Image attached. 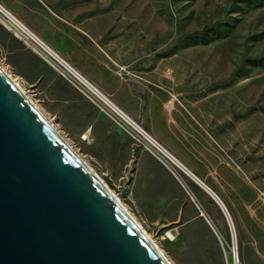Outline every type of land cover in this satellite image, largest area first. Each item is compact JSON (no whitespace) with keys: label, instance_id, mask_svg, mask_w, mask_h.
Segmentation results:
<instances>
[{"label":"rangeland","instance_id":"obj_1","mask_svg":"<svg viewBox=\"0 0 264 264\" xmlns=\"http://www.w3.org/2000/svg\"><path fill=\"white\" fill-rule=\"evenodd\" d=\"M0 4L172 155L144 122L149 112L155 118L164 111L166 117L155 127L157 132L167 131L171 143L190 138L184 131L182 137H174L179 119L189 131L212 141L219 165L247 176V186L229 185L228 178L210 171L229 199L222 198L209 178L204 181L229 210L233 234L217 201L188 177L185 181L201 218L169 222L164 204L155 205L137 186L134 157L145 151L73 86L74 94L66 97L61 84L65 80L49 67L21 65L0 46V67L171 264H235L233 250L237 264H264V67L254 66L264 57V3L0 0ZM217 24L227 25L223 39L207 45L187 40ZM193 158L207 164L201 157ZM187 213L194 217L192 209Z\"/></svg>","mask_w":264,"mask_h":264},{"label":"water","instance_id":"obj_2","mask_svg":"<svg viewBox=\"0 0 264 264\" xmlns=\"http://www.w3.org/2000/svg\"><path fill=\"white\" fill-rule=\"evenodd\" d=\"M0 264H169L1 67Z\"/></svg>","mask_w":264,"mask_h":264},{"label":"crops","instance_id":"obj_3","mask_svg":"<svg viewBox=\"0 0 264 264\" xmlns=\"http://www.w3.org/2000/svg\"><path fill=\"white\" fill-rule=\"evenodd\" d=\"M10 36L13 38L15 42L23 46V44L20 41H18L12 35ZM25 52L31 58V59L29 58L30 60L28 59L25 60V64L33 65L35 62L40 64V66L46 65L47 67H49L41 58H39L29 49L25 48ZM49 69L51 68L49 67ZM165 117L166 114L164 113V111H160L158 116L155 118L149 112L147 117L148 119L147 121L144 122L147 124L150 131L155 132L158 135V138L161 141H163L170 150L174 152L175 157L178 160H180V163H182L184 167H186V169L189 170V172L193 173L195 177L199 179L198 181L200 183L202 182L203 184H205L206 182L205 180L209 178L211 182L214 184V187L216 188L215 190H220V192H222L220 186H218L217 183L213 181V179H211L210 177L211 176L210 171L217 170V172H219L221 176L228 178L229 180L228 182L230 183L229 185H233V184L241 185V186L248 185L247 176L245 177L241 175L238 176V172L235 168L230 167L228 165L223 166L218 164V161L215 158V155L217 153H215L214 145L210 139L204 137L202 138L198 137L197 135L189 131L186 127H184V125L179 119L177 120L178 129L173 130L174 137L176 138L182 137L183 136L182 131H184L185 133L189 134L190 138L188 141L181 140L179 143L176 142L171 143L169 141L168 138L169 133L167 131L157 132V128L155 127L156 126L155 122H159L160 118L164 119ZM187 151L190 152V155L187 153ZM194 155H196V157H201L204 160V162H206L207 164L205 165L197 164L195 162V158H193ZM134 159H135L134 167H135V177H136L137 186L140 187L141 192L144 193L145 197L148 198L152 203H154L155 205H159L160 203L164 204L165 214L169 222L184 221L185 223H192L195 219L201 218L199 215L200 206L199 205L197 206L195 202L190 201L189 197L187 196V192L182 186V184L161 163H159L151 155L142 151H139L134 157ZM194 183L197 186H199L208 196H210L215 201V199L209 194V192H207L202 187L203 185L200 186L198 183L196 182ZM249 186L250 188L248 190L252 195L253 189L251 185ZM212 190L213 189H211V191ZM213 192L224 205L222 199L216 194L214 190ZM222 198L229 199V196L223 193ZM217 205L221 208L219 203H217ZM224 207L226 208V206ZM188 208L193 210L194 217H192L190 214L188 215L187 213ZM227 212L230 215L228 209Z\"/></svg>","mask_w":264,"mask_h":264},{"label":"built area","instance_id":"obj_4","mask_svg":"<svg viewBox=\"0 0 264 264\" xmlns=\"http://www.w3.org/2000/svg\"><path fill=\"white\" fill-rule=\"evenodd\" d=\"M0 26L20 41L23 46L41 58L57 75L78 90L95 105L100 113L109 118L122 132L127 134L137 147L153 156L184 187L189 197L198 203L185 181L187 175L177 164L171 153L128 115L117 109L112 101L95 88L76 69L42 42L31 30L0 4ZM233 256L235 258L234 250Z\"/></svg>","mask_w":264,"mask_h":264},{"label":"trees","instance_id":"obj_5","mask_svg":"<svg viewBox=\"0 0 264 264\" xmlns=\"http://www.w3.org/2000/svg\"><path fill=\"white\" fill-rule=\"evenodd\" d=\"M246 4L253 5L257 2L264 3V0H243ZM227 25L225 24H217L215 27H210L203 31L202 33L196 34L192 37H188L187 40L190 42H194V44L207 45L215 42L216 40L223 39L228 33ZM0 46L6 49L8 52L13 53V55L18 59V63L21 65H25V60H30L31 58L25 52V47L19 45L17 42L13 40V38L9 35L7 31H5L2 27H0ZM30 58V59H29ZM35 69L41 68L40 64L35 63L32 65ZM254 66L264 67V57L259 61L254 63ZM61 84H64L63 93L66 97H71L74 94L73 88L64 81H61ZM233 83L226 85L227 87L232 86ZM80 101H83L81 98Z\"/></svg>","mask_w":264,"mask_h":264},{"label":"bare ground","instance_id":"obj_6","mask_svg":"<svg viewBox=\"0 0 264 264\" xmlns=\"http://www.w3.org/2000/svg\"><path fill=\"white\" fill-rule=\"evenodd\" d=\"M9 76V75H8ZM10 77V76H9ZM90 82V81H89ZM91 83V82H90ZM17 84V83H16ZM92 84V83H91ZM93 85V84H92ZM94 86V85H93ZM95 88H96V86H94ZM20 88V87H19ZM98 89V88H97ZM99 90V89H98ZM100 91V90H99ZM107 97V96H106ZM108 98V97H107ZM113 103V102H112ZM115 105V104H114ZM115 107L117 108V109H119V110H121L118 106H116L115 105ZM122 111V110H121ZM123 112V111H122ZM125 115H126V113L125 112H123ZM127 116V115H126ZM172 155V154H171ZM173 157H174V159L177 161V164L182 168V170L184 171V173L187 175V177H189L190 179H192L193 181H195L196 183H198L200 186H202L207 192H209V194L211 195V196H213V198L215 199V201H217V203H219V199H217V197H216V195L214 194V192L213 191H211V189H209L205 184H203L202 182L200 183L199 181H198V179L193 175V173H191V172H189V170L188 169H186V167H184V165L182 164V163H180V161L174 156V155H172ZM83 162V161H82ZM84 163V162H83ZM85 164V163H84ZM86 165V164H85ZM86 167L89 169V167L86 165ZM90 171H91V169H89ZM92 172V171H91ZM97 178H98V180L101 182V184L108 190V192L109 193H111L113 196H114V198H115V200H116V202L128 213V215L131 217V219L139 226V224L136 222V220L134 219V217L128 212V210L123 206V204L121 203V201L119 200V198H117L116 196H115V194L106 186V184H104L103 182H102V180H100L99 179V177L97 176ZM140 227V226H139ZM141 228V227H140ZM142 229V228H141ZM143 230V229H142ZM144 232V231H143ZM145 233V232H144ZM146 234V233H145ZM147 235V234H146ZM148 237V236H147ZM149 238V237H148ZM150 239V241H151V238H149ZM152 242V241H151ZM153 243V245L155 246V248L161 253V251L157 248V246L154 244V242H152ZM162 254V253H161ZM163 255V254H162ZM164 256V255H163ZM165 257V256H164ZM237 257H236V255H235V264H237V259H236ZM166 259V258H165ZM167 260V259H166ZM168 261V260H167ZM169 262V261H168ZM169 264H171L170 262H169Z\"/></svg>","mask_w":264,"mask_h":264}]
</instances>
